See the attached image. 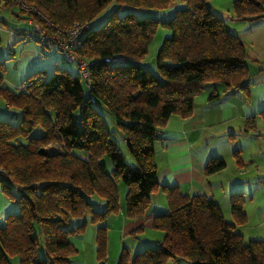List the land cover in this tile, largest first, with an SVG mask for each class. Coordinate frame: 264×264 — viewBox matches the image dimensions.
<instances>
[{"label":"trees","instance_id":"16d2710c","mask_svg":"<svg viewBox=\"0 0 264 264\" xmlns=\"http://www.w3.org/2000/svg\"><path fill=\"white\" fill-rule=\"evenodd\" d=\"M22 1L54 25L20 9L46 30L87 24L74 51L91 63L87 79L75 62L78 74L56 64L51 74L37 69L20 88L10 89L0 61V100L9 106L7 117H0V182L18 206L0 224V264H13L15 257L18 264H68L77 252L68 237L119 211V181L126 185L128 217L142 215L157 190L168 205L152 220L162 238L130 258L124 253L119 264H264V240H245L236 227L247 219L243 192L229 194L233 221H228L213 198L183 194L157 181L154 147L167 120L190 116L195 97L208 84L209 98L217 96L216 86L246 92L250 85L247 45L212 10L211 0H177L165 20L137 14L165 9L174 0ZM111 3L104 23L92 28L91 20ZM232 11L242 20L262 18L264 0H234ZM159 27L169 35L156 53L154 74L142 61ZM34 31L32 25L28 38ZM103 110L114 117V130ZM253 123V117L246 118L245 128ZM50 144L59 149L49 151ZM42 147L46 154L39 152ZM225 167L224 160L211 157L204 171L210 175ZM95 197L105 201L103 209L95 208ZM106 230L105 225L96 229L99 258Z\"/></svg>","mask_w":264,"mask_h":264},{"label":"crops","instance_id":"0c3cea01","mask_svg":"<svg viewBox=\"0 0 264 264\" xmlns=\"http://www.w3.org/2000/svg\"><path fill=\"white\" fill-rule=\"evenodd\" d=\"M233 1L211 0L210 6L228 29L247 45L249 88L242 92L216 86L218 94L213 98L208 97L210 90L204 88L195 97L190 116L173 115L167 120L154 147L157 181L160 185L177 186L183 194H204L213 198L228 221H233L229 194L243 192L246 196L243 210L247 219L236 227L245 240H264V197L257 196L258 189L252 186L255 180L264 181V17L239 19L232 11ZM178 5L174 0L160 12H164L167 19ZM31 29L32 25L17 3L0 0V61L5 63L3 80L10 89L20 88L31 72L43 69L45 46L28 38ZM4 108L5 103L0 100V117L3 118L7 117ZM249 117L254 118V123L246 129L245 119ZM52 146L55 145H49ZM235 152L241 164L236 162ZM211 157L224 160L226 167L206 175L204 169ZM229 170L231 174H228ZM125 193L126 189L122 193L118 186V212L102 222L87 223L82 233L68 237L77 250L68 264H119L124 253L130 258L136 252L156 245L162 238L163 233L153 228L152 220L156 214L168 211L165 194L157 190L142 215L128 217ZM93 202L97 209L105 207L103 199L95 197ZM17 210L16 203L2 191L0 182V224L4 223L7 213ZM104 225L106 243L99 258L96 229ZM248 228L260 231H246ZM126 264H130L129 261ZM168 264L188 263L176 261Z\"/></svg>","mask_w":264,"mask_h":264},{"label":"rangeland","instance_id":"374dc122","mask_svg":"<svg viewBox=\"0 0 264 264\" xmlns=\"http://www.w3.org/2000/svg\"><path fill=\"white\" fill-rule=\"evenodd\" d=\"M115 4L111 3L108 6H106L99 14H97L92 20H91V27L92 28H98L100 27L104 21L107 19V17L110 15V13L113 11ZM164 10V9H163ZM162 10L160 9H153L150 10L148 12L145 13H139L137 14L139 17H143V16H151L154 18H160L162 20L166 19V16L164 14V12H160ZM169 33L163 29L162 27H159V29L156 31L154 38L152 39L149 48H148V53L145 56V58L142 61L143 67L148 69L149 71H151L152 73L156 74L157 73V69H156V63H155V58H156V53L158 51V49L160 48L164 37L168 36ZM43 49L46 50V53L44 55V60H43V69H45L48 74H51L54 66L56 64L61 65L62 67L67 68L69 71H71L73 74H78V70L76 68V65L73 62H69V61H65L62 56L56 52L54 50V48L52 46L50 47H44ZM205 89H210V85H206ZM3 112H5V114L8 115L9 113V109L4 108ZM103 116L105 121L107 122V125L109 127L110 130H114V117L106 111H102ZM4 114V113H3ZM14 120V119H13ZM40 131L37 128L34 131V134H38ZM116 135V134H115ZM114 135V136H115ZM122 149V152L125 156V159L130 163L132 162L130 154L128 153L127 149H126V144L124 143V141L120 138V137H115ZM59 149L58 145L52 146L49 148V151H57ZM76 153H80L82 152L81 150H75ZM233 169V168H232ZM232 172L229 170L228 174H231ZM253 174V173H252ZM255 174V173H254ZM250 175V174H249ZM255 177V176H254ZM264 180V179H263ZM260 185V186H259ZM118 186L121 189V192L123 193L124 190L126 189V185L123 184L121 181L118 182ZM253 187H257L258 189V193L256 194L257 196L263 198L264 195H262V188L264 189V181L262 182H258L257 180H255L252 183ZM15 188H13V193H15ZM264 192V191H263ZM164 199V198H163ZM11 200V199H10ZM246 231H252V232H259L260 230H258V228H248V230ZM17 258H13L11 259L13 262V264H18V261L16 260Z\"/></svg>","mask_w":264,"mask_h":264},{"label":"built area","instance_id":"2783aa9c","mask_svg":"<svg viewBox=\"0 0 264 264\" xmlns=\"http://www.w3.org/2000/svg\"><path fill=\"white\" fill-rule=\"evenodd\" d=\"M16 2L21 10L32 11L37 14L42 21L47 22L50 28L54 26L33 6L26 5L22 0H17ZM27 22L35 27V31L31 32L29 36L31 40L37 41L42 45L54 46L56 52H58L65 61L76 63L81 77L85 79L88 78V65L91 62L79 57L74 51L78 38L87 24L74 23L72 27L66 29L54 28V30L51 31L46 30L41 24L35 23L32 17L27 18ZM5 106L7 108L9 107L7 104ZM1 174H4V170L0 167V175Z\"/></svg>","mask_w":264,"mask_h":264},{"label":"water","instance_id":"95a60500","mask_svg":"<svg viewBox=\"0 0 264 264\" xmlns=\"http://www.w3.org/2000/svg\"><path fill=\"white\" fill-rule=\"evenodd\" d=\"M39 152L42 153V154H46L47 149L45 147H42V148L39 149Z\"/></svg>","mask_w":264,"mask_h":264}]
</instances>
